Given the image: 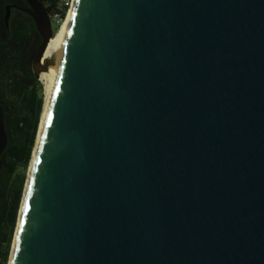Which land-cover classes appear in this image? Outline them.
Listing matches in <instances>:
<instances>
[{"label":"water","instance_id":"obj_1","mask_svg":"<svg viewBox=\"0 0 264 264\" xmlns=\"http://www.w3.org/2000/svg\"><path fill=\"white\" fill-rule=\"evenodd\" d=\"M50 64L9 264H264V0H73Z\"/></svg>","mask_w":264,"mask_h":264},{"label":"trees","instance_id":"obj_2","mask_svg":"<svg viewBox=\"0 0 264 264\" xmlns=\"http://www.w3.org/2000/svg\"><path fill=\"white\" fill-rule=\"evenodd\" d=\"M38 1L49 14L59 4V0ZM6 7L10 8L7 27ZM26 9L24 0H0V107L7 136L0 170V264L7 261L22 197L24 175L17 171L29 163L43 103L31 68L41 39Z\"/></svg>","mask_w":264,"mask_h":264},{"label":"bare ground","instance_id":"obj_3","mask_svg":"<svg viewBox=\"0 0 264 264\" xmlns=\"http://www.w3.org/2000/svg\"><path fill=\"white\" fill-rule=\"evenodd\" d=\"M72 8H73V1H72L71 6H70V9L68 10V13L66 15L65 20L61 23V25L59 27L58 32L50 39V41H48V43L45 45V47H44V49L42 51V54L39 57L38 65L41 68L45 69V70H42V72H40L39 75H38V81L45 88V103H44V107H43V111H42V115H41V120H40L39 130H38V133H37V138H38V135H39V132H40V129H41L42 121H43L44 114H45L46 105H47V102H48V98H49V95H50V91H51V87H52L53 80H54V75H55V72H54L53 68L51 67L50 62H51V59H52V57H53V55H54V53H55V51H56V49H57V47L59 45L60 40H61V38H62V36H63V34L65 32V29L67 27V24H68V21H69V18H70V14H71ZM37 138H36V141H35V146H34L32 158H31V161H30V166H29V169H28V176H29L30 168H31L32 161H33V156H34V152H35ZM26 187H27V181H26V185H25V191H26ZM18 222H19V218H18ZM16 230H17V228H16ZM16 232H15V234H16ZM14 242H15V238H14Z\"/></svg>","mask_w":264,"mask_h":264},{"label":"rangeland","instance_id":"obj_4","mask_svg":"<svg viewBox=\"0 0 264 264\" xmlns=\"http://www.w3.org/2000/svg\"><path fill=\"white\" fill-rule=\"evenodd\" d=\"M65 18H66V16L63 18V20L61 21V23L65 20ZM61 23L58 24V25H56L54 23L52 24L53 35H55L58 32ZM39 84H40V91L39 90L38 91H39V93L42 96L43 103H42L41 114H40V118H39V123H38V127H37V132H36V136H35V140H34V145H33V148H32V152L34 150L35 141H36L37 133H38V128H39V124H40V120H41V115H42V111H43V107H44V103H45V88H44V86L40 82H39ZM32 152H31V157H30V160H29V163H28L27 167L25 169L19 168L18 171H17L19 174H22L23 173V175H24V184H23L22 197H23V193L25 191V185H26V181H27V178H28V169H29V166H30L31 158H32ZM22 197H21V201H22ZM21 201H20L19 210H18V213H17V219H16L15 227H14V230H13V233H12V237H11L10 246H9V249H8V256H7L6 264H9V261H10V255H11V251H12L13 240L15 238V232H16L17 223H18V216H19Z\"/></svg>","mask_w":264,"mask_h":264},{"label":"built area","instance_id":"obj_5","mask_svg":"<svg viewBox=\"0 0 264 264\" xmlns=\"http://www.w3.org/2000/svg\"><path fill=\"white\" fill-rule=\"evenodd\" d=\"M73 0H59L58 8L53 13L49 14L51 24H60L63 18L67 15L68 10L72 4ZM62 13L64 17L62 18Z\"/></svg>","mask_w":264,"mask_h":264},{"label":"snow or ice","instance_id":"obj_6","mask_svg":"<svg viewBox=\"0 0 264 264\" xmlns=\"http://www.w3.org/2000/svg\"><path fill=\"white\" fill-rule=\"evenodd\" d=\"M38 162V161H37ZM23 223V221H21V224Z\"/></svg>","mask_w":264,"mask_h":264}]
</instances>
